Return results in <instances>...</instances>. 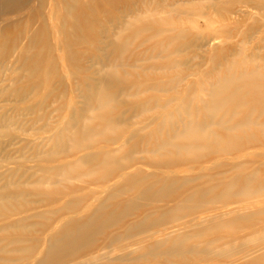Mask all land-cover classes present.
I'll return each mask as SVG.
<instances>
[{
  "label": "rangeland",
  "instance_id": "rangeland-1",
  "mask_svg": "<svg viewBox=\"0 0 264 264\" xmlns=\"http://www.w3.org/2000/svg\"><path fill=\"white\" fill-rule=\"evenodd\" d=\"M53 1L37 0L36 3L33 0L30 4L26 1L24 5L28 8L20 14L23 18L22 25L26 24L30 31V39L38 37V27L44 25L41 35L46 54H34L33 60L26 68L16 57L11 58L6 63L7 66H12L11 71L8 76L0 77V188L10 182L14 187L26 189L28 194L15 199L17 203L22 201L26 208L15 211L9 220L13 232L11 236L7 235L0 240V264H34L32 259H25L27 256L24 252L29 247L35 248L37 253L45 249L48 234L59 230L67 218L63 216L62 211L67 205L70 206L69 203L75 206L76 212L73 211L68 218H83L99 207L98 197H87V187L91 184L79 182L75 174H60L58 177L54 175L57 174L58 168L64 167L62 165L66 161H77L85 155V152L75 155L67 152L65 133L60 130L63 131L68 124L78 125L86 116L101 112L111 135H120L118 138L121 139L113 146L106 144V151L123 145L124 150L134 153L136 164L128 163L124 155L126 152L122 150L112 154L105 166L93 168L97 176H102L103 179V187L100 190L108 195L123 185L122 182L113 181L117 168H127L125 173L128 178L138 177L140 174H156L168 178L175 171L170 167L173 163L170 154L165 156V152L154 153V150L148 147L145 139L147 134L145 135L142 129L146 128L150 120L141 118L133 110L136 104V96H133L136 89L137 92L140 88L145 89L146 97H142L149 102L147 107L152 111L150 116L163 114L161 119L164 120L166 110L157 109L167 103L165 95L172 94L179 88L187 90L186 83H210L208 79L212 78L207 75L214 68L216 70L213 72L217 76L222 72V68L230 65L233 60H243L252 63L251 67L264 73V12L252 6L248 7L244 0H75V14L77 13L81 23L88 18L81 32H76L80 33L78 37H81L82 41L66 39L63 22L67 13L65 10H57ZM78 2L80 4H77ZM135 11L141 13L140 19L133 18ZM148 18L154 21L149 24L153 25L152 34L160 28L159 30L164 32L163 35L151 39L147 31L137 28L141 22L149 20ZM121 20L126 23L131 21V29L136 25L137 29L132 32L129 30L124 37L121 34V38H118L117 27L118 21ZM155 21L158 23L154 24ZM182 32L185 38H181ZM114 33H117L116 38ZM132 34L134 38L125 45L124 41ZM166 39L171 44L173 54L172 51L164 52L160 47L159 43ZM24 42L23 44H26L25 39ZM239 51H242V54ZM71 52L80 55L79 64L75 65L68 57ZM1 60L2 57L0 65ZM169 62L172 64L167 66ZM184 70L188 71V75L181 83L180 79L172 74H181ZM247 70L246 67L238 68V65L233 68L236 74ZM25 74L27 79L23 77ZM133 74L140 75L139 81L134 80ZM245 78L251 83L256 81L251 75ZM129 81L132 83L128 84ZM160 85H166V88ZM87 88H93L106 101L109 100L105 109L98 111L88 104ZM204 94L205 92L202 96L206 98ZM180 104L182 103L177 100L172 105L177 108ZM258 113L263 112L259 110ZM148 130L150 129H146ZM56 142H65V145H60L66 155L63 160L60 156L47 154L42 150L43 146L50 148L55 146ZM261 147L257 145L245 148L242 152H223L218 148L215 150L216 157L207 163L204 171L185 168L186 170L181 171L178 176L193 182H198L204 175L208 179L217 177V180L206 181L202 186L208 188L218 180L228 182L229 194L238 204L243 203L245 198L239 192V185L243 183L246 175L256 172L259 183L261 177L264 178V150ZM90 152L95 151L91 149ZM160 154H163V158ZM231 155L234 157L228 159ZM85 181L92 183L89 179ZM234 181L237 184H232ZM63 191H69L70 196L63 198L59 195ZM127 197L134 201L139 198V194L131 193ZM181 199L182 197L171 202L166 198H158L153 205L145 206L144 209L167 213L171 205L179 204ZM204 203L208 207H219L223 204L220 199H204ZM113 207L114 216L119 222L122 220L120 214L123 207L115 202ZM87 208L89 210H86ZM181 216L187 218L189 212L184 210ZM25 218H30L27 228H24L25 223L18 222ZM132 219L131 217L121 221L120 226L130 225ZM230 222L233 223L226 220L228 229L224 231L225 234L254 231L258 227L236 225V229L229 228ZM260 236H264L262 230L250 236L251 239L255 238L250 240V247L254 248L260 242ZM111 237V233L106 235V242L98 244L96 251L106 248V253H110ZM201 238L206 244L210 241L206 237ZM125 241L127 240L123 242ZM225 242L223 240L216 244L220 246L215 248L216 254L221 253L219 250H222ZM131 244L130 242L129 245ZM135 246L131 248L134 249ZM141 252L127 256L125 263L140 264L137 258ZM263 256L264 249L249 258L253 264H264ZM211 263L231 264L227 260ZM148 264L166 263L153 260ZM194 264L201 262L194 261Z\"/></svg>",
  "mask_w": 264,
  "mask_h": 264
},
{
  "label": "bare ground",
  "instance_id": "bare-ground-1",
  "mask_svg": "<svg viewBox=\"0 0 264 264\" xmlns=\"http://www.w3.org/2000/svg\"><path fill=\"white\" fill-rule=\"evenodd\" d=\"M26 1L30 4L33 0H0V57H2L0 77L8 76V72L11 71L12 66L6 64L9 59L16 57L18 62H23L26 68L33 60L34 54L39 52L46 54L47 52L41 35L44 25L38 27L40 30L38 37L34 36L31 39L26 24L22 25L23 18L20 14L28 8L24 5ZM35 1L37 3V0ZM53 2L57 10H65L67 13L63 22L66 39L82 41L83 39L78 37L80 33L76 32H81L88 18L86 17L81 23L76 16L77 13L75 14V7H77L75 0H54ZM244 3L248 7L252 6L264 12V0H244ZM140 14L139 11H135L133 18L140 19ZM150 20H144L139 27L133 26V29L130 27L131 21L129 23L118 21V38L124 37L129 30L132 32L136 27L147 31L151 39L163 35L164 32L162 29L159 30L160 28L155 29L157 31L152 34L153 25L150 27L149 24H152L153 20ZM156 23L158 22L155 21L154 24ZM116 34L114 33L115 38ZM133 34L126 41L123 40L125 45H128L131 38H134ZM181 38H185L183 32ZM24 39L26 44H23ZM159 44L164 52L172 51L167 39ZM68 51L71 50L68 49ZM239 52L242 54V51ZM68 57L75 65L80 63L79 54L71 52ZM171 64L172 62H169L167 66ZM237 65L238 68L246 67L247 72L238 74L233 72V68ZM251 65L252 63L243 60H233L230 65L226 66L223 63L224 67L221 73L219 71L220 75H215L213 72L215 68L207 75L212 78V80L208 79L210 83H199L198 80L199 82L193 84L186 83L187 90L179 88L172 94L167 93L165 95L167 100L164 98L167 103L157 109L166 110L167 114L170 113L163 117L164 120L161 119L163 114L150 116L152 111L148 110L149 102L142 97H146L144 88L133 92V96H136L133 110L141 118L153 120L148 121L146 128L142 129V132L147 134L145 139H147L148 147L150 146L154 153L165 152V156L170 154L173 160L170 167L175 171L171 177L140 174L138 177L128 178L125 173L127 168H117L113 181L122 182L123 185L106 195L100 190L103 187L102 176H97L93 168L105 166L112 154L115 155L122 150L126 152L124 155L128 163L136 164L134 153L124 150L123 145L106 151V144L113 146L121 139L118 138L120 135H111L101 112L86 116L78 125L68 124L63 131L60 130L65 133L67 143L56 142L55 146H49L50 148L43 146L42 150L47 154L53 153L60 156L63 160L66 155L60 145L67 144V152L73 153L72 155L85 152V155L77 161H66L62 165L64 167L58 168L57 174L54 175L58 177L61 176L60 174L64 176L75 174L79 182L84 181L82 183L91 184L87 187V197H98L100 204L95 211L83 218H68L73 211L76 212L75 206L69 203L72 207L67 205L62 211L63 216L67 218L59 230L48 234L45 249L37 253L35 248L29 247L24 252L27 256L25 259H32L34 264H126L127 256L142 251L137 258L140 264H148L153 260H162L166 264H194V261L201 262V264H212L211 261L223 260L231 264L239 261L241 262L237 264H251L253 261L249 257L264 249V236L262 238L260 236V242L254 248L249 245L250 240L259 237L257 235L251 239L250 236L253 233L259 230L264 233V178L261 177L259 183L257 182L259 176L257 177L256 172L246 175L243 183L239 185L241 189L239 192L245 201H240L243 203L238 204L228 192V182L218 180L212 186L204 188L202 185L206 181H214L218 178L212 176L208 179L204 175L198 182H193L178 176L181 171L186 170L185 168L198 170V172L204 171L207 163L216 157L215 150L218 148L223 152L230 150L242 152L245 148L260 145L264 150V73ZM172 75L178 77L177 79L183 83L188 71L184 70L181 74L176 72ZM248 75L253 76L256 81L254 83L248 81L245 78ZM132 76L134 80L139 81V74ZM23 77L27 79V74ZM130 83L132 81L128 82ZM163 86L166 88V85ZM204 92L206 98L202 96ZM86 95L88 104L98 111L105 109L106 103L109 104V100L106 101L93 88L88 89ZM177 100L182 104L175 108L172 104ZM259 110L263 113H258ZM154 125L157 128H153ZM146 129L150 130L146 131ZM54 137L49 138L50 141ZM117 139L119 140L113 143ZM91 149L95 152H90ZM160 155L163 158V154ZM233 157L234 155H231L228 159ZM86 179L91 180L92 183L85 181ZM235 181L232 184H237ZM92 185L93 187L90 188ZM25 190L21 187H14L10 182L0 188V240L7 235L11 236L13 232L11 231L13 226L9 221L12 214L18 209L26 208L22 201L18 203L15 201L16 198L20 199L28 195ZM217 192L219 194H216ZM131 193H138L139 198L134 201L129 200L127 196ZM59 195L65 198L70 196V192L63 191ZM181 197L180 203L171 205L167 213L144 209L145 206L153 205L152 203L158 198H166L172 202ZM204 199H220L223 204L219 207H208ZM114 202L123 207L120 214L122 220L119 222L114 216ZM184 210L189 212L187 218L181 216ZM131 217L133 219L130 225L120 226L121 221ZM226 220L233 221V223L230 222L229 228L236 229V225L258 227L254 231H236L237 233L227 232L225 234L224 231L228 229ZM18 222L25 223L24 228H27L30 218L21 219ZM49 231L52 232V230ZM110 233L112 234L109 244L111 252L106 253V248L96 251L98 244L106 242V235ZM201 237L210 239L208 244L203 242ZM222 239L226 242L222 245V250L218 249L221 253L216 254L215 248L220 247L216 244L223 242ZM124 240L127 241L123 242ZM130 242L131 245H129ZM133 245H136V248L132 249Z\"/></svg>",
  "mask_w": 264,
  "mask_h": 264
}]
</instances>
